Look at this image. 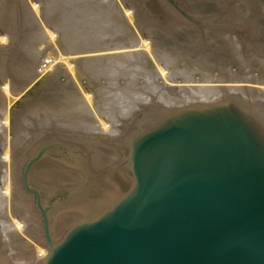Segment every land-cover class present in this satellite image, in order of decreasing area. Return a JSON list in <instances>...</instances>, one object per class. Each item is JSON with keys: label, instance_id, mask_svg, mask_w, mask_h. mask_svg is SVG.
<instances>
[{"label": "water", "instance_id": "water-1", "mask_svg": "<svg viewBox=\"0 0 264 264\" xmlns=\"http://www.w3.org/2000/svg\"><path fill=\"white\" fill-rule=\"evenodd\" d=\"M164 1L202 26L183 2ZM134 121L125 146L130 190L101 210L94 205L59 239L50 217L65 198L43 206L29 187L42 153L26 160L22 185L48 249L42 264H264V103L229 94L211 105L152 106ZM4 148L2 140L0 156Z\"/></svg>", "mask_w": 264, "mask_h": 264}, {"label": "rangeland", "instance_id": "rangeland-1", "mask_svg": "<svg viewBox=\"0 0 264 264\" xmlns=\"http://www.w3.org/2000/svg\"><path fill=\"white\" fill-rule=\"evenodd\" d=\"M24 1L25 0H7V1L3 0V2H7V3L3 5L1 4L0 6V13H1L0 19L1 20L4 19L5 21L9 20L10 24H12V26H10L9 29L8 26L5 28L4 26L0 25V29L4 30V34L10 36V39L11 37H13L12 39H14V41L12 42L13 44L9 45L10 47H7L8 46L7 44L6 49H4V51L0 50V70H2L0 71V77L3 75L5 77V81H3V83L0 85V93L2 91L1 90L2 85H4L5 83L9 85L17 83L20 87H21V83L25 84L23 85L25 87L22 89V91L18 96L10 94L8 95L9 97L7 98L0 94V105H1L0 112L2 111L1 113L4 114L1 116L3 119V117L5 116L6 107L9 106V110L7 112V118L9 120V124H8V133L10 134L9 136L11 138V136H14L15 133L20 132L18 135V139L24 141V143L22 144L23 146L21 145L20 147H17L15 149V156H17V158L15 159L16 170L14 171V173L20 175L18 179L19 180L18 186L20 185L21 189L24 190L23 193L25 194L24 195L25 201L28 202L29 205H31L29 207H31L32 211L37 216L36 219L38 225L36 224V228L38 229L40 228L39 238L42 237L40 239H43L42 216L36 206V202L34 201L35 200L34 196L29 194L27 191H25L24 186L22 185L21 171L25 165L26 160H28L37 153H42L43 157L41 158V160L38 161L32 167L29 176V187L36 188L40 191L42 196L43 206H48V201L49 200L54 201L57 197L65 198V201L62 202L64 204L69 195L68 189H70V187L75 188L81 185L86 178L87 184H89V182L94 183V189L96 188L95 189L96 191L101 192V194L99 195H97L98 193L96 194L95 192L92 195L93 197L95 196L97 198L98 201H96L95 204L99 203L97 208L101 210L107 207L108 205H110V203L119 200L131 188L132 185L131 174H130L128 162L126 161V156L128 155V149L125 146L127 140L131 137L133 129L135 128L132 123L130 125V121H129V125L127 123L130 116L127 118L128 120L125 118L126 121H122L124 119H119L122 122H126L125 123L126 127L122 126L123 127L122 128L120 124L117 125L119 129V135H118L119 137L117 138H119V140L111 141L110 139L104 140L103 137H102L103 140L94 138L96 136L95 133L96 131L95 130L93 131V129H91V127L88 124L86 127H82L79 116H76L75 114L69 112L71 110H69L70 105L68 104L67 96L69 94L77 95V96H79V94L81 95V86L83 85L82 81L84 80L83 78L85 77L83 75H80L79 78H77L76 76H72L69 72L68 74L65 73L64 71L65 66L62 67V69H58V68L50 69L51 64L45 67L41 66V63H43L44 60H50V63H53L54 59H56L55 54L52 50L50 49L45 50L46 47H43L46 45L45 42H43L45 40V37H43V32H44L43 29L48 28L53 30V28H57L54 27L53 25L52 15H54L53 13H57L56 9L59 8L58 3H62V1L53 0V7H49L50 5L48 4V1L50 3L51 2L50 0H27V3H24ZM33 1L38 2L42 6L43 10L42 11L39 10L38 13H34L31 10V3ZM178 1L183 2L181 4L185 9V11L191 13L192 15L194 13H197L196 17L199 19V21H201L202 26L200 27L196 26V24L187 20L174 7H172L164 0H134L135 3L131 4L130 2H128L127 4V2H125V4L122 6H124V9H126L127 7L132 8L133 5L132 10L136 12L137 19L147 20V22L150 23L151 27L156 31V34L158 36L161 35L164 38L165 43H168V45L171 48L174 47L173 49H177V47L180 46L179 44L188 46V44H190L189 42L192 43L193 41V44L192 46H190V50L188 51V53H191L189 55V58L185 54H182L183 56L179 55L181 59L187 57L189 61H192V58L190 57L196 55V57H198V61L200 59L203 66L209 67L210 71L214 73L215 76H219L220 73L222 72L225 74L226 73L225 70L230 69V72L227 73L228 76H225L227 81L225 80L223 82L211 83L213 85H216L217 87H221V89L223 88V86H227V85H245L246 83H251L244 81L243 79L257 78L264 74V67H259L257 65L255 67L248 66L244 69V71L240 69V65L235 61V56H234L235 54L232 52V50L227 48L226 45L222 43L219 37L221 36V34H226L233 37V40L236 42V47L238 49V52L241 51L240 53L242 56V61L243 60L250 61L252 59L251 56L256 58H261L262 57L261 55H263L261 59L264 60V0H245V1L178 0ZM120 2L121 0L117 1L118 3L117 7L121 13L122 12L121 7L119 8ZM126 5L128 6L126 7ZM228 6L230 7L229 11L226 10L225 8ZM232 6H235L236 8L238 6L241 8L242 15H240L239 18L237 17L239 16L238 14L237 16L231 14L230 11L234 10ZM231 15L235 16V18L234 17L232 18ZM243 18L248 20V24H245L246 28L243 27L244 26L243 24L244 21H242ZM181 20L185 22L188 21L189 23L188 22L187 23L189 24V26H187V24L184 26L178 23L181 22ZM120 21L123 22V19L120 18V20L118 21L119 24ZM126 23H127L126 27L130 26L133 28L135 32H137L135 21H132V24L129 23L128 21H126ZM249 23L251 24V26H249L250 25ZM103 25L109 28L111 26V22H107V23L104 22ZM173 25L175 27L177 26L180 27L178 29V32L176 33L169 32L168 34L167 32L166 33L163 32L164 29L173 28ZM193 27L195 28L193 29ZM251 29L252 30L258 29V30L256 32H251L249 31ZM239 30L242 31L240 32ZM60 31L57 30V32ZM257 32L258 33L260 32L259 33L260 35L256 34ZM245 34L247 35V38L246 36H244ZM61 35L62 38L60 43L65 44L64 42V39L66 38L65 34L62 33ZM182 38H186V39H182ZM194 38L196 39L194 40ZM202 39H204V41ZM200 40H202L203 43L206 44L199 45ZM183 41L187 43L185 42L183 43ZM209 42L211 43L209 44ZM207 43L209 46L207 45ZM61 46L58 42L57 43L54 42L53 47L59 50L60 52L63 51V48H61ZM182 52H185V50L183 49ZM245 56L247 58H245ZM178 64H180L181 68L184 66L182 62L178 61ZM39 66H40L39 69L45 72H42L40 73V75L36 76L34 75V73L35 71H37L38 69L37 67ZM146 67L150 68L147 65ZM142 68L143 65L140 66V69H137L138 71L136 70L134 71L137 74H133V76L141 79L142 75L140 76L139 74ZM48 70H50V72ZM231 71L233 73H231ZM238 73H239V77L237 75ZM29 75L32 76L28 77ZM33 75L36 78H34ZM126 76H129V73L126 74L122 73V75H119L120 78ZM31 77L32 80L29 79ZM24 78L26 79L24 80ZM232 79L236 81L234 82ZM123 82L124 80L120 81L119 83H123ZM116 85L118 84H115V87L117 88L116 90L120 91L119 87ZM137 85H139V82H137ZM79 87L80 89H78ZM136 87L139 86H136V84L133 85V88ZM241 87H243L241 90L244 93L240 91L238 93L233 92V94H239L252 103H257V104L264 103V101L263 102L262 100L260 101L259 97H257V95H255V93L252 92L251 86L249 87L241 86ZM15 90H20V89L16 88ZM262 90H264V88H262ZM134 91L137 93L140 92L139 89L137 88ZM250 91L252 92L250 93L252 94V96H256L254 99L251 100L247 98V95L245 96V94H249ZM145 105L146 104L143 105V103L142 105L139 104V107L135 110L136 111L135 115H131L134 120L140 114L139 113L140 111L142 112L143 110H146V108L152 106H156V105L158 106V104L153 105V103L146 106ZM159 106L164 107L162 105ZM71 108H74L73 105L71 106ZM132 118L130 117V119L132 120L131 122L134 123V120ZM120 129L123 133L120 131ZM60 137L61 139H58ZM93 141L96 142V145L93 143ZM91 142L92 144L89 145V143ZM98 142L99 143L101 142L102 144L100 143L101 145H99ZM80 145L81 147H79ZM84 147L86 151L84 150ZM52 149L55 151H52ZM82 149L84 150V152ZM91 152L93 153V156L91 155L92 154ZM89 155H91L90 158L94 161H90ZM21 156L24 157V159ZM81 157L82 160L85 159L86 161L88 160L90 163H92L90 164L87 161V163L89 164L86 165H89L91 169L87 168L89 170L88 172H86V175L82 174L83 171L80 172L78 170H73L72 169L73 167L69 169L70 166L68 168L66 167L68 166L66 165V163H71L73 159L75 158L80 159ZM85 160H83V162H85ZM91 165H93L92 166L93 168L91 167ZM86 182L84 184H86ZM106 196L110 198H106ZM63 204L61 205L59 204V206L62 207ZM59 206H56L55 209ZM74 212H75L74 210L73 211L65 210L63 211L62 214H60L61 216L57 217L56 216L57 214H55V210L53 211L50 217V223H51V232L54 238L59 239L63 231L72 222L79 221L83 217H85L86 219L93 216V212H90V210L83 211V213H80L81 215L80 214L75 215ZM54 216H56L55 219L53 218ZM15 255L16 254H11L12 257L10 256V260H13V262L9 260L10 264H15L17 262L18 257H16ZM21 255L24 257V259L27 260L30 259L32 252L29 250L28 251L22 250Z\"/></svg>", "mask_w": 264, "mask_h": 264}, {"label": "bare ground", "instance_id": "bare-ground-1", "mask_svg": "<svg viewBox=\"0 0 264 264\" xmlns=\"http://www.w3.org/2000/svg\"><path fill=\"white\" fill-rule=\"evenodd\" d=\"M50 1H51L50 3L48 1V4L50 5L49 7H53V0ZM61 1L62 3H58L59 8L56 9L57 13H53L54 15H52L53 25L54 27L57 28H53V30L48 28L43 29L44 30L43 37H45V40L43 42H45L46 45L43 44L45 46L43 45L42 46L46 47L45 50L50 49L55 54L56 59H54L53 63H50L51 65L49 64L50 69L52 68L62 69V67L65 66V69L63 68L65 73L68 74L69 72L72 76H76L77 78H79L80 75H83L85 77L83 78L84 80L82 81L83 85L81 86V95L79 94V96H77V95L69 94L67 96L68 104L70 105L69 110H71L69 112L75 114L76 116H79L82 127H86L88 124L91 127V129H93V131L95 130L96 136L94 135L95 137L94 136L93 137L96 139H101V140L110 139L111 141L119 140V138H117L119 137L118 136L119 129L117 125L120 124L121 127L122 126L126 127L125 124L126 122H122V121H126V119L129 116L132 118L131 115H135L136 113L135 110L139 107V104L142 105V103L143 105L144 104L149 105L152 103L153 105L158 104L164 106V108L167 109H178L180 107L192 106V105H211L225 99L226 97H228L229 94H233V92L238 93L242 91L241 89L243 87L241 86H245V87L251 86L252 92L255 93L257 97H259L260 101L261 100L262 102L264 101V90H262V88H264V74L257 78H251L252 80L250 78L243 79L244 81L251 82L246 84L244 83L245 85H227V86H223V88L221 89V87H217L216 85L211 84L212 82L225 81L226 80L225 76H228L227 73L230 72V69L225 70L226 75L222 72L220 73L219 76H215L214 73L210 71L209 67L203 66L200 59L198 61V57H196V55L195 56L193 55L194 57L193 56L190 57L192 58V61H189L188 58L191 53H188V51L190 50V46H192L193 41L192 43L189 42L190 44H188V46L179 44L180 46L177 47V49H173L174 47L171 48L170 46H167L165 44L164 39L156 40L155 39L157 38L156 31L151 27L150 23L147 22V20L137 19L136 12L132 10L133 5L132 8L127 7L128 5H126L127 7L126 9H124V6H122L125 4V2H127V4L128 2L133 4L135 3L134 0H121L122 3L121 2L119 3V8L121 7L122 10L121 13L117 7L118 0H70V1L61 0ZM5 3L7 2H3V0H0V6L1 4L3 5ZM24 3H26V1H24ZM232 7L234 10L230 11L231 14L235 16H237L238 14L239 16L237 17L239 18L240 15H242L241 8L238 6L237 8L235 6ZM225 8L228 11L230 10L229 6ZM31 10L34 13H38L39 10L42 11L43 9L38 2L33 1L31 3ZM193 15L197 16V13H194ZM233 15H231L232 18L233 17L235 18V16ZM117 17L119 18V20L120 18L123 19V22L120 21L119 24L118 23L119 20ZM126 21H128L131 24L132 21H135L137 32H135L133 28L130 26L126 27L127 24ZM242 21H244L243 27H245V24H248V20L243 18ZM104 22L105 23L111 22V26L109 28L105 27V25H103ZM187 22L181 20V22L178 23L184 26L187 24V26H189L188 24L189 22L188 23ZM0 25L4 26L5 28L8 26V29L10 26H12L9 20L5 21L4 19L3 20L0 19ZM249 26H251V24ZM179 28H180L179 26L175 27L173 25V28L164 29L163 32L165 33L167 32V34L169 32L176 33L178 32ZM194 28L195 27H193V29ZM57 30L60 32H57ZM257 30L251 29L249 31L256 32ZM0 31H1L0 50L4 51V49H6L7 44H8L7 47H10L9 45L13 44L12 42L14 41V39H12L13 37H11L10 39V36L4 34V30L0 29ZM62 33L65 34L66 37L64 39L65 44L60 43L62 38L61 35ZM259 33L257 32L256 34L260 35ZM152 36L154 37V39L152 38ZM244 36H246L247 38L246 34ZM219 37L222 43L226 45L227 48L232 50V52L235 54L234 55L235 61L240 65V69L244 71L246 67L248 66L255 67L256 65L259 67H264V60L261 59L263 55H261L262 56L261 58H256L251 56L252 59L250 61H245V60L242 61V56L240 53L241 51L238 52V49L236 47V42L233 40V37L226 34H221V36ZM54 42L56 43L58 42L60 46L62 45L61 46V48H63L62 52H60L59 50L53 47ZM210 43L211 42H209V44ZM205 44L206 43H204V45ZM183 49L185 50V52H182ZM182 54H185L186 56H188V58L185 57L184 59L183 58L181 59L179 55ZM245 58L247 57L245 56ZM178 61L184 64L182 68L180 67V64H178ZM141 65H143V68L140 70L139 75L142 76L141 79H139L134 77L133 74H137L134 71L135 70L138 71L137 69H140ZM146 65L149 66L150 68L146 67ZM37 68L38 69L37 71H35L34 75L37 76L40 75V73L45 72L39 69L40 66ZM48 71L50 72V70ZM122 73L125 74L129 73V76L120 78L119 75H122ZM231 73L233 72L231 71ZM237 75L239 77V73ZM30 76L32 75H29L28 77ZM34 78L36 77L34 76ZM25 79L26 78H24V80ZM29 79L32 80V77ZM123 80H124L123 83H119L120 81ZM2 81H5L4 75L0 77V82H1L0 85L3 83ZM233 81L235 82L236 80ZM137 82H139V85H137ZM115 84H118L116 86L119 87L120 91L116 90L117 88L115 87ZM135 84L136 86H139L136 87L137 89H139L140 91V92L138 91L139 93L134 91L136 88H133V85ZM23 85L25 84L21 83V87H20L17 83L11 85L5 83L4 85H2L1 88L2 91L0 94L7 98L9 97L8 95L10 94L16 95L17 94L16 92L20 90H15V89L16 88L21 89ZM78 89H80V87ZM252 92L250 91L249 94H245V96L247 95V98L250 100L256 97L250 94ZM242 93L244 92L242 91ZM72 105L74 108H71ZM8 110H9V106L6 107L5 116L3 117V119L1 116L4 114L1 113L2 111L0 112V143L2 142V140H4L5 143L4 151L0 156V264H10L9 260L11 254H16L15 256L18 257L17 262L15 264H30V263L42 264L44 259L48 255V249L43 246H40L39 244L43 240L40 239L41 237L39 238L40 228L39 229L36 228L37 216L32 211L31 207H29L31 205H29V203L25 201V196H24L25 194L23 193L24 190L21 189L20 185L18 186V181H19L18 179L20 175L14 173V171L16 170L15 159L17 158V156H15V149L17 147H20L24 143V141L18 139V135L20 132L15 133L14 136H11L10 138L9 136L10 134L8 133V124H9V120L7 118ZM130 117L129 120L127 119L128 125H129V121H130V125L131 123L133 124V122H131L132 120L130 119ZM119 119H124V120L121 121ZM58 139H61V137ZM93 143L96 145L95 141H93ZM100 143L99 145L102 144ZM90 144H92V142L89 143V145ZM79 147H81V145ZM84 150L86 151L85 147ZM52 151L55 150L52 149ZM91 155L93 156V153ZM91 155H89V158ZM22 158L24 159V157ZM83 160L82 157L80 159L75 158L72 160L71 163H66V165H68L66 167L68 168L70 166L69 169L73 167L72 168L73 170H78L80 172L83 171L82 174L86 175V172H88L89 170L87 168H90V166L86 164H89L90 162L88 160L87 161L89 163H87L86 160L85 162H83ZM90 161H94V160L90 158ZM92 166L93 165H91V167ZM86 181L87 180L85 178V181L82 184L80 183L81 185L75 188L70 187V189H68L69 195L66 199V202L63 204L62 207L59 206L55 209V214H57L56 215L57 217L61 216L60 214H62L63 211L65 210L67 211L74 210L75 211L74 214L76 215L83 213V211H87V210L89 211L90 209H92L94 205H96L95 203L98 200L95 196L94 198L92 195L94 192L96 194L98 193L97 195L101 194V192L96 191L95 190L96 188L94 189V183L89 182V184H87ZM85 182L86 184H84ZM106 198H110V197L106 196ZM56 216H54L53 218L55 219ZM21 249L31 251L33 256L31 255L30 259L27 260L24 259V257L21 255L22 254ZM10 261L13 262V260Z\"/></svg>", "mask_w": 264, "mask_h": 264}, {"label": "flooded vegetation", "instance_id": "flooded-vegetation-1", "mask_svg": "<svg viewBox=\"0 0 264 264\" xmlns=\"http://www.w3.org/2000/svg\"><path fill=\"white\" fill-rule=\"evenodd\" d=\"M25 1H26V3H27V0H25ZM26 5H27V4H26ZM158 34H159V33H158ZM147 35H149V34H147ZM156 37H157V38H155L156 40L164 39L161 35L158 36V35L156 34ZM152 38L154 39L153 36H152ZM200 38H202V37H200ZM200 38H199V39H200ZM203 38H204V37H203ZM182 39H186V38H182ZM204 39H205V38H204ZM166 40H167V39H166ZM194 40H195V39H194ZM191 41H192V40H191ZM203 41H204V40H203ZM203 41L200 40V42H199L200 45H203V44H204ZM184 42H185V41H184ZM165 44H166L167 46H169L168 43H165ZM167 46H166V47H167ZM41 238H42V237H41ZM42 240H43V239H42Z\"/></svg>", "mask_w": 264, "mask_h": 264}, {"label": "built area", "instance_id": "built-area-1", "mask_svg": "<svg viewBox=\"0 0 264 264\" xmlns=\"http://www.w3.org/2000/svg\"><path fill=\"white\" fill-rule=\"evenodd\" d=\"M50 64V60H44V62L41 64L42 67H45Z\"/></svg>", "mask_w": 264, "mask_h": 264}]
</instances>
